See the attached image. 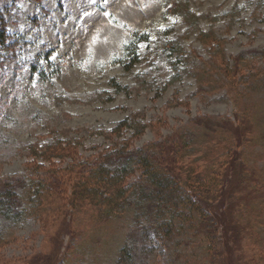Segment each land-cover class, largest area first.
<instances>
[{
  "label": "rangeland",
  "instance_id": "rangeland-1",
  "mask_svg": "<svg viewBox=\"0 0 264 264\" xmlns=\"http://www.w3.org/2000/svg\"><path fill=\"white\" fill-rule=\"evenodd\" d=\"M0 39V187L52 184L0 220V264H115L131 217L77 198L78 171L172 139L220 183L182 262L264 264V0H0ZM167 253L140 243L134 264Z\"/></svg>",
  "mask_w": 264,
  "mask_h": 264
},
{
  "label": "trees",
  "instance_id": "trees-1",
  "mask_svg": "<svg viewBox=\"0 0 264 264\" xmlns=\"http://www.w3.org/2000/svg\"><path fill=\"white\" fill-rule=\"evenodd\" d=\"M135 44L131 53L136 59ZM172 140L137 149L119 148L78 171L82 177L74 185L77 198L94 202L107 219L131 217L127 243L115 264H134L139 244L153 242L155 238L167 249L169 264H188L185 259L182 262L186 242L192 235L215 230H205L204 226L213 223L210 200L217 198L219 179L205 177L199 167L180 164L182 159L172 162L169 155L177 157L179 151L173 147L181 144ZM24 188L25 185L18 184L0 187V220L20 222L39 213L43 195L52 184L40 173L22 195L19 190Z\"/></svg>",
  "mask_w": 264,
  "mask_h": 264
}]
</instances>
